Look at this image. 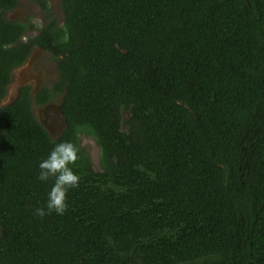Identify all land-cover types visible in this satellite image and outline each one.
<instances>
[{"label": "trees", "instance_id": "obj_1", "mask_svg": "<svg viewBox=\"0 0 264 264\" xmlns=\"http://www.w3.org/2000/svg\"><path fill=\"white\" fill-rule=\"evenodd\" d=\"M22 1L0 0V264H264V0H59L61 23L35 0L42 25L6 16ZM36 45L59 73L57 138L29 88L1 105ZM60 141L79 186L40 218Z\"/></svg>", "mask_w": 264, "mask_h": 264}, {"label": "clouds", "instance_id": "obj_2", "mask_svg": "<svg viewBox=\"0 0 264 264\" xmlns=\"http://www.w3.org/2000/svg\"><path fill=\"white\" fill-rule=\"evenodd\" d=\"M79 149L71 141H60L53 144L47 156L37 165V179L41 182L54 178L47 192L43 207L34 209V215L43 218L47 214L63 215L68 208L66 196L69 189L79 186L80 177L71 166L79 159Z\"/></svg>", "mask_w": 264, "mask_h": 264}, {"label": "flooded vegetation", "instance_id": "obj_3", "mask_svg": "<svg viewBox=\"0 0 264 264\" xmlns=\"http://www.w3.org/2000/svg\"><path fill=\"white\" fill-rule=\"evenodd\" d=\"M51 1L52 0H50V7L52 9V6H51L52 2ZM21 4H22V2L19 5H21ZM59 5H60V1H59ZM18 6H16V7H18ZM41 9L43 12V18H44V22H45L46 13L42 7H41ZM52 11H53V9H52ZM9 13H10V10L6 12V15ZM53 15L55 16L54 11H53ZM17 18L18 17L13 15V17L9 18V19H17ZM24 18H27V17H24ZM63 18H64V15L62 14V19ZM37 33H38L37 30L36 31L35 30H29L27 32L26 38L35 36ZM49 55H50V52H48L47 50H45V49H43L37 45L31 49V52H30L27 60L22 65L18 66L17 68H15L12 71L11 81L8 84V91H7L6 96L2 100L1 105H7V103H5V101L7 100L8 95L11 94V83L14 80L13 77L15 76L16 73H17V77H16L15 83H18L21 85L18 93L14 94V97H16V98L19 96L20 91L23 88H29L30 93H32L33 89H35L36 87H37V92H38L39 89H41L43 86L47 85V86H49V89L51 90L52 97L46 103L38 104L36 100H33V111H34V113L36 112L37 107H42L44 105H47L48 103H60L62 101L63 94L56 93L53 90L54 88H52L54 83H55V80L53 82H51L50 85H48V79H47L48 76L44 77V72H46V71L51 72L52 71L53 64L55 66V69H57L56 62ZM30 61H32V62H30ZM56 79L57 80L59 79V75L56 77ZM36 93H35V95H36Z\"/></svg>", "mask_w": 264, "mask_h": 264}, {"label": "water", "instance_id": "obj_4", "mask_svg": "<svg viewBox=\"0 0 264 264\" xmlns=\"http://www.w3.org/2000/svg\"><path fill=\"white\" fill-rule=\"evenodd\" d=\"M26 10V9H24ZM21 13L20 7H14L12 10H10V13L6 16L8 18H12L13 15H19ZM32 62V61H30ZM20 84L15 83L11 87V94L8 95L7 100L5 103L10 104L14 100H16L14 97L15 93H18L20 89ZM37 92V87L33 89L31 96L33 100H35V93ZM63 101V97H62ZM61 101V102H62ZM61 102L60 103H48L47 105H44L42 107H37L35 115L40 122V124L48 131V133L53 137L57 138L59 137L62 132L66 128V118L63 115L62 108H61Z\"/></svg>", "mask_w": 264, "mask_h": 264}, {"label": "rangeland", "instance_id": "obj_5", "mask_svg": "<svg viewBox=\"0 0 264 264\" xmlns=\"http://www.w3.org/2000/svg\"><path fill=\"white\" fill-rule=\"evenodd\" d=\"M51 2H52L51 6H52V9L54 11V14L57 17L58 22L61 23L63 21V19H62L63 12L60 11L61 8L59 5V0H52ZM19 7L21 10V13H19V15H16V17H26L27 15L30 14L33 22H35L38 25L43 24L44 18H43L42 9L35 0L22 1V4L19 5L18 8ZM24 9H26V10H24ZM52 67L53 68H52L51 72H49V71L44 72V77L48 76V78H47L48 79V85H50V83L53 82L54 80L56 82L57 81L56 77L59 75L58 71H56L57 69H55L54 64ZM16 77H17V73L13 77L14 80L11 83V87L15 84ZM81 140H82V144L88 149L94 165L97 166L98 165V158H99V148H98L96 142L90 136H82Z\"/></svg>", "mask_w": 264, "mask_h": 264}]
</instances>
